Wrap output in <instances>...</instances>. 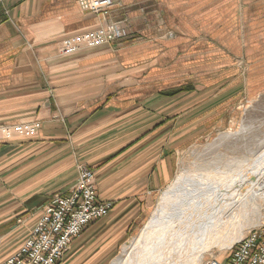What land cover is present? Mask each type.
Returning a JSON list of instances; mask_svg holds the SVG:
<instances>
[{
    "label": "crops",
    "instance_id": "obj_1",
    "mask_svg": "<svg viewBox=\"0 0 264 264\" xmlns=\"http://www.w3.org/2000/svg\"><path fill=\"white\" fill-rule=\"evenodd\" d=\"M237 1L115 0L103 15L77 0H0V124L41 123L32 137L0 142V260L51 196L75 184L78 164L114 206L58 264L107 259L174 177L175 152L216 111L210 72H191L213 67L201 58L218 36L229 44ZM110 22L140 41L59 53L64 37ZM182 56L200 66L181 67Z\"/></svg>",
    "mask_w": 264,
    "mask_h": 264
},
{
    "label": "rangeland",
    "instance_id": "obj_2",
    "mask_svg": "<svg viewBox=\"0 0 264 264\" xmlns=\"http://www.w3.org/2000/svg\"><path fill=\"white\" fill-rule=\"evenodd\" d=\"M5 14L9 15V10L6 9ZM111 23L117 24V22ZM228 29L233 31L229 44L226 42L223 45L218 36L212 51L204 53V57L201 58L203 61L201 62L202 66L209 64L213 67L209 70L202 68L197 73L191 72L195 75H203L201 77L207 76L204 75V72H210L211 81H214L217 86H213L216 87V111L202 120L201 132L195 133L192 138L187 139L175 152L177 165L174 177L161 190L154 206L134 223L133 228L127 235L122 236L118 244L113 246L111 254L101 264H112L117 257L123 254L124 246L138 237L143 227L153 217V212L159 206L164 190L173 185L179 191L174 197L173 203L175 205L170 207V211H173L175 217L173 220L166 221L168 218H165L162 223H155L150 232V238L146 241L148 249L144 253L143 260H146V256L152 253V264L162 262L160 260L164 261L163 264H197L201 259L205 258L216 257L222 259L229 254V248L249 231L264 226V185H257L255 189L258 200L255 204L246 208V211L243 212V215H240V219L237 222L224 230L227 235L234 233L235 237H237V240L231 246L224 249L212 247L205 252H197L194 249L198 243L197 240L195 242L185 241L191 236L189 226L193 225V228H196L199 223H202L201 220L205 218V213L208 212V209L202 207V210L199 209L201 211L199 213L196 208L188 207V203H190L188 194H185V196L180 194L191 191L205 192L209 187H224L231 180L234 171H238L247 160L264 150V0H238L234 6L232 24ZM174 33V31H169L167 35L174 36ZM74 35L66 36L61 40L59 46L61 55L60 48L63 40ZM128 35L130 33L125 31L124 36L117 42H126L132 39L137 40V42L140 41L138 37H129ZM182 57L184 62L181 67L194 64L198 67L200 66V61L194 63L191 61V57ZM209 80L200 84L207 87L208 85L205 82ZM34 122L39 121L34 120ZM21 123L23 122L16 124ZM9 126L12 125L0 124V130L2 127ZM0 136L1 141L5 139L4 133H0ZM80 166L84 167L86 165L78 164L77 171ZM181 173L184 174L182 178H180ZM194 195L192 196L195 197ZM210 195L214 197L215 192L208 193V197ZM212 196L211 199L213 198ZM177 200L179 202H175ZM203 200V197H200L199 202L195 201V205H198ZM169 206L167 205L166 207ZM191 209L194 210L191 211ZM204 226L206 227V225ZM161 229L163 235L167 231L170 232L171 241L167 239L160 245L152 244V241L157 242V239L164 238L161 234ZM180 242L185 246V249L180 245ZM171 248H174L173 252H170ZM142 249L143 247L139 248L138 252ZM190 254H195V258L190 256ZM143 260L141 262H144ZM133 261L131 264H136L137 259Z\"/></svg>",
    "mask_w": 264,
    "mask_h": 264
},
{
    "label": "built area",
    "instance_id": "obj_3",
    "mask_svg": "<svg viewBox=\"0 0 264 264\" xmlns=\"http://www.w3.org/2000/svg\"><path fill=\"white\" fill-rule=\"evenodd\" d=\"M77 2L82 10L103 15L115 4V0ZM124 34L125 30L118 24L109 23L64 39L61 53L71 55L82 48L112 44L121 40ZM39 128V122H23L2 127L0 133H4L5 139L32 137ZM80 167L70 191L56 193L51 197L18 250L0 260V264H58L89 224L109 215L113 202L100 197L93 170L86 166ZM229 251L222 259L210 257L201 259L197 264H264V226L249 231Z\"/></svg>",
    "mask_w": 264,
    "mask_h": 264
},
{
    "label": "bare ground",
    "instance_id": "obj_4",
    "mask_svg": "<svg viewBox=\"0 0 264 264\" xmlns=\"http://www.w3.org/2000/svg\"><path fill=\"white\" fill-rule=\"evenodd\" d=\"M182 175L184 176V174L181 173L180 178H182ZM257 185H264V150L256 153L253 157L247 160L238 171H234L231 180L224 185V187H209V189L205 192L191 191L189 193H181V196L188 194V201H190V203H188V207L196 208L199 213L201 212L199 209L202 210V207H206L208 209V212L205 213V218L201 220L202 223H199L196 228H193V225L191 227L189 226L191 236H189V239L185 241L195 242V240H197L198 243L194 247L197 252H205L212 247L224 249L231 246L237 240V237H235L234 233H232V235L231 233L227 235L224 230L226 227L237 222L240 219V215H243V212L246 211V208L252 206L258 200L256 196L257 191L255 189ZM178 192L179 191L176 190L175 185L169 186L164 190L161 202L153 212V217H151L149 222L143 227L138 237L129 241L126 246H124L123 254L117 257L112 264H131L134 259H137L136 264H152L151 257L153 256V253L146 256L147 261L143 260L144 253L148 249L146 241L150 238V232L152 231L155 223H162L165 218H168L166 221L173 220L175 217L173 211H170V207L175 205V203H173L174 197L178 194ZM212 192H215V196L213 197L210 195V197H208V193ZM211 196L213 197L212 199ZM200 197H203L204 200L201 203H198V205H195V201L199 202ZM175 202H179V200ZM167 205L170 206L166 207ZM192 210L194 209H191V211ZM228 223L230 224L228 225ZM204 225H206V227ZM169 233L170 232L167 231L163 235L161 229V234L164 238L157 239V242L152 241V244L155 243L160 245V243L166 241L167 239L171 241ZM185 241L184 243L186 244ZM180 245L185 249L182 242H180ZM142 247L143 249L138 252V249ZM173 249H169L170 252H173ZM190 256L195 258V254H190ZM141 260L144 262H141ZM160 261L162 262L157 264H163L164 261Z\"/></svg>",
    "mask_w": 264,
    "mask_h": 264
}]
</instances>
